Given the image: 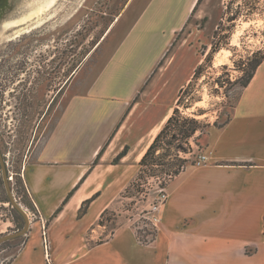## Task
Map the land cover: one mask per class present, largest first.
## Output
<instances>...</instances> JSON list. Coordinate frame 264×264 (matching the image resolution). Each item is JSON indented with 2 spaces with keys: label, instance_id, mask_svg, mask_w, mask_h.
Wrapping results in <instances>:
<instances>
[{
  "label": "crops",
  "instance_id": "crops-1",
  "mask_svg": "<svg viewBox=\"0 0 264 264\" xmlns=\"http://www.w3.org/2000/svg\"><path fill=\"white\" fill-rule=\"evenodd\" d=\"M199 1L151 0L100 79L117 75L140 86L166 44L204 14L208 0ZM150 13V20L162 17L170 38L148 63L137 33ZM144 64L147 71L138 73ZM137 89L127 99L105 92L61 97L51 112L53 127L22 166L39 218L31 221L26 243L9 264H47V245V259L55 264H264V62L242 88L230 123L206 136V162L188 166L168 184L156 239L143 244L133 227L122 225L97 243L103 214L138 175L171 116L170 108L162 123L138 125ZM127 147V155L113 164Z\"/></svg>",
  "mask_w": 264,
  "mask_h": 264
},
{
  "label": "rangeland",
  "instance_id": "rangeland-1",
  "mask_svg": "<svg viewBox=\"0 0 264 264\" xmlns=\"http://www.w3.org/2000/svg\"><path fill=\"white\" fill-rule=\"evenodd\" d=\"M49 1L0 0V150L13 194L28 213L33 211L23 203L29 196L22 166L33 148L49 134L55 123L51 112L59 107L62 96L105 92L127 99L138 86L134 97L142 113L138 125L160 124L170 108L171 116L176 108L179 110L180 116L161 145L167 148L164 142L172 141L175 146L189 141L192 152L181 153V157L190 166L205 154L206 136L224 127L232 116L242 90L239 79L248 69V59L264 53V0H208L204 14L191 18L163 51L170 35L162 17L150 20V13L145 18L137 33L143 39L144 59L151 63L152 57L161 52L140 86L117 75L100 79L151 0H52L48 9L43 8ZM11 24L16 25L9 27ZM132 52L138 55L135 49ZM147 65L137 68L138 73L147 71ZM196 70L199 74L195 77ZM24 80L28 91H24L25 82L17 84ZM189 84L188 94L178 103L180 92ZM15 89L16 94L12 92ZM57 93L58 98H54ZM181 117L200 122L194 137L185 139L179 135L174 125L183 124ZM165 125L166 122L159 133ZM172 134L179 140L171 139ZM163 162L175 164L170 157ZM155 169V176L148 177L146 184L142 182L141 188L131 186L138 175L131 181L103 218L105 226L98 228L103 232L97 235V243L122 225L140 227L143 232L150 230L146 218L167 177L160 171L167 167ZM37 218L39 213L30 217L31 221ZM23 227L24 219L10 202L0 164V238ZM27 239L28 233L2 243L0 264H9ZM47 257V264H55Z\"/></svg>",
  "mask_w": 264,
  "mask_h": 264
},
{
  "label": "trees",
  "instance_id": "trees-1",
  "mask_svg": "<svg viewBox=\"0 0 264 264\" xmlns=\"http://www.w3.org/2000/svg\"><path fill=\"white\" fill-rule=\"evenodd\" d=\"M201 1L202 0H200L199 2H201ZM232 21H234L233 17L231 18V22ZM263 62H264V53H262L260 55L256 54L254 57L248 59V62L246 63V66L248 67V69L243 71L244 76L241 79H239V83L241 84L242 88H246L247 86H249V84L251 83V81L253 80V78L255 76L256 71L258 70V68L261 66V64ZM197 70H199V67L197 68ZM197 70L195 71V75H194L195 77L199 74V72ZM190 84L187 87H185L184 89H182V91L180 92V96L178 98V103L181 102L184 94H188L187 88L191 86ZM179 116H180V112L176 108L173 115L166 122L165 127L162 129V131L160 133H158L155 140L153 141V143L150 145L147 152L143 156V158L139 164V166H140L139 174L131 186L137 185L138 189L141 188L142 182H144L146 184L148 177L155 176V173L157 171L155 169L156 167L159 168L161 166H164V167H167V169H163L160 171L164 172L167 175V177L162 181L161 188H167L168 184L176 176H178L181 172H183L189 166V161L186 159H183V157H181V153H183L184 155H188L192 152V147H191L189 141H186V143H184L183 145H175V146L173 145L172 141L164 142V144L169 146L167 148L163 146V143L161 145L162 138L168 133L171 126L174 124V122L177 121ZM181 118L183 119V124L177 123V125H174L175 127H177L179 135L185 139H190V138L194 137L195 134L200 129V127H199L200 122L194 118L193 119L184 118V117H181ZM231 119H232V116H229L225 125L230 123ZM198 138H200V137H197L195 140L197 141ZM171 139L179 140V137H177V135H175V134H172ZM103 152L104 151H101L99 153L98 158L96 159L94 165L98 164ZM127 152H128V147L114 159L113 164H118L121 161V159L127 155ZM168 157L173 158L175 160V164H173V165L169 164L168 165V164L164 163L163 161L166 160ZM196 163H197L196 161L192 162L191 165H196ZM164 170H167V171H164ZM151 173H153V174H151ZM71 195H72V193L68 196L65 203L69 200ZM28 196H29V194H28ZM91 202H92V199L87 201L83 205V207L80 211V215H83L87 212ZM23 203L31 211H33V212L37 211L34 203L30 200V198L28 200L26 198H24ZM108 212L109 211L105 212L103 214L101 220L99 221L100 226H105L103 223V221H104L103 218L106 217ZM156 237H157V229H155L153 232H151L150 230H146L144 232L143 231L138 232V239L143 244H147V243L154 241L156 239Z\"/></svg>",
  "mask_w": 264,
  "mask_h": 264
},
{
  "label": "water",
  "instance_id": "water-1",
  "mask_svg": "<svg viewBox=\"0 0 264 264\" xmlns=\"http://www.w3.org/2000/svg\"><path fill=\"white\" fill-rule=\"evenodd\" d=\"M0 164H1L3 179L5 182V186H6V189L8 192L10 202H11L13 208L16 209V211L24 219V227L21 230H18L15 233L8 234V235H5V236L0 238V245H1L2 243L6 242V241L25 236L31 228V219H30L29 214H28L27 210L25 209V207L15 198V195L13 194V191H12V188H11V185L9 182V176H8V170L6 168V162L3 159V155L1 153V150H0Z\"/></svg>",
  "mask_w": 264,
  "mask_h": 264
},
{
  "label": "built area",
  "instance_id": "built-area-1",
  "mask_svg": "<svg viewBox=\"0 0 264 264\" xmlns=\"http://www.w3.org/2000/svg\"><path fill=\"white\" fill-rule=\"evenodd\" d=\"M207 157L205 154H200L199 155V160L197 162V164H202L204 162H206ZM168 200V193L166 191V188H162L160 190V194L157 197V201L156 203L153 204L151 211H150V216L146 218V220L149 222L148 225H146L148 228L150 227V231L153 232L155 229H157L158 225L161 222V218L159 216V211L162 208V206L165 204V202ZM28 212V211H27ZM29 216L32 218L35 217V214H38V212H29L28 213ZM135 231L137 232V236H138V232L140 231V227H134Z\"/></svg>",
  "mask_w": 264,
  "mask_h": 264
},
{
  "label": "flooded vegetation",
  "instance_id": "flooded-vegetation-1",
  "mask_svg": "<svg viewBox=\"0 0 264 264\" xmlns=\"http://www.w3.org/2000/svg\"><path fill=\"white\" fill-rule=\"evenodd\" d=\"M15 79V78H14ZM10 82H13V80L12 81H10ZM21 82H25L26 83V80H24V81H20V82H18L17 84H19V83H21ZM26 85H27V83L26 84H24V91H28V88H26ZM22 89V88H21ZM12 92H15V94L18 92L16 89L15 90H13ZM23 96H25V94H23ZM56 97H54V98H58V93H57V95H55Z\"/></svg>",
  "mask_w": 264,
  "mask_h": 264
},
{
  "label": "bare ground",
  "instance_id": "bare-ground-1",
  "mask_svg": "<svg viewBox=\"0 0 264 264\" xmlns=\"http://www.w3.org/2000/svg\"><path fill=\"white\" fill-rule=\"evenodd\" d=\"M52 2H53V1L50 0L49 2H46V3H45V6L43 5L42 7H43V8H47V7H49V6L51 5ZM47 9H48V8H47ZM42 10H44V9H41V11H42ZM13 23H14V22H13ZM14 25H16V24H11L9 27H13ZM169 118H170V117H169ZM169 118H168V119H169ZM167 121H168V120H167Z\"/></svg>",
  "mask_w": 264,
  "mask_h": 264
}]
</instances>
